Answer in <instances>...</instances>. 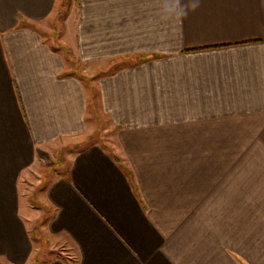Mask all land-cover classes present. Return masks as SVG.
I'll list each match as a JSON object with an SVG mask.
<instances>
[{"label":"crops","instance_id":"1","mask_svg":"<svg viewBox=\"0 0 264 264\" xmlns=\"http://www.w3.org/2000/svg\"><path fill=\"white\" fill-rule=\"evenodd\" d=\"M59 1L0 0V264H264V0Z\"/></svg>","mask_w":264,"mask_h":264},{"label":"rangeland","instance_id":"2","mask_svg":"<svg viewBox=\"0 0 264 264\" xmlns=\"http://www.w3.org/2000/svg\"><path fill=\"white\" fill-rule=\"evenodd\" d=\"M64 5L60 7V10H65L66 0H60L59 5ZM60 5V6H61ZM98 115H94V126L91 134L84 137L83 140H76L79 143H75L74 148L70 147H56L50 148L42 152L39 159H36L32 162L30 167L23 172L19 178V189H20V208L21 213L26 220L27 224L35 231L36 226L43 220H46L45 217V187L47 181L53 174L52 171H48V168L52 165H59V169L66 170L68 165L69 156L76 150L85 145L89 144L92 141H98L99 143H104L108 140L107 134V124L101 118H98ZM96 119V120H95ZM39 222V223H38ZM42 229V224H41ZM39 231V230H38ZM50 256H57L56 250L55 253L51 252V249H47ZM50 251V252H49ZM59 251V249L57 250ZM47 252V251H46ZM59 256V254H58Z\"/></svg>","mask_w":264,"mask_h":264},{"label":"clouds","instance_id":"3","mask_svg":"<svg viewBox=\"0 0 264 264\" xmlns=\"http://www.w3.org/2000/svg\"><path fill=\"white\" fill-rule=\"evenodd\" d=\"M198 6V4L196 3V2H193L192 4H191V8L193 9V10H195V8Z\"/></svg>","mask_w":264,"mask_h":264}]
</instances>
